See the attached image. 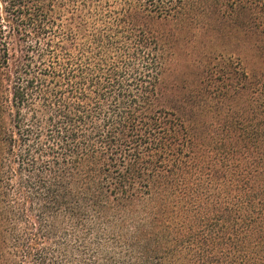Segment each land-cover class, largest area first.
<instances>
[{
    "label": "trees",
    "instance_id": "trees-1",
    "mask_svg": "<svg viewBox=\"0 0 264 264\" xmlns=\"http://www.w3.org/2000/svg\"><path fill=\"white\" fill-rule=\"evenodd\" d=\"M0 264H264V0H0Z\"/></svg>",
    "mask_w": 264,
    "mask_h": 264
}]
</instances>
